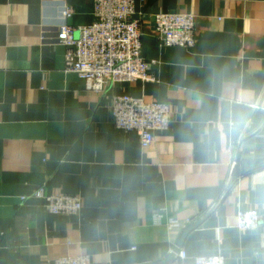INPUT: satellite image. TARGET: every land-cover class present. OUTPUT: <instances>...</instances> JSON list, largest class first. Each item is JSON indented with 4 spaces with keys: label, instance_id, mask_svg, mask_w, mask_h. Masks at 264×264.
I'll return each instance as SVG.
<instances>
[{
    "label": "crops",
    "instance_id": "crops-1",
    "mask_svg": "<svg viewBox=\"0 0 264 264\" xmlns=\"http://www.w3.org/2000/svg\"><path fill=\"white\" fill-rule=\"evenodd\" d=\"M63 6L94 20L92 0H0V264H264V0H136L153 79L103 92L65 71ZM159 12L194 14L195 45H163ZM118 94L168 105L150 146L116 127ZM41 186L82 211L48 212ZM250 208L262 223L242 230Z\"/></svg>",
    "mask_w": 264,
    "mask_h": 264
},
{
    "label": "built area",
    "instance_id": "built-area-1",
    "mask_svg": "<svg viewBox=\"0 0 264 264\" xmlns=\"http://www.w3.org/2000/svg\"><path fill=\"white\" fill-rule=\"evenodd\" d=\"M136 0H92L91 23L77 27L69 23L74 12L63 6L56 34L58 44L65 46V71L75 73L96 92H103L112 83L150 81L151 62L143 55L141 19L136 17ZM155 32L165 46L193 47L196 43L195 15L188 12H159L153 16ZM115 125L125 131H136L143 147L154 141V132L163 131L171 122L166 103L142 97L118 94L112 99ZM44 208L54 214L79 215L83 199L77 194H48L44 186L33 194ZM24 200L25 197H22ZM238 226L242 230L258 228L262 223L257 209L240 210ZM178 256L186 257L185 251ZM54 264H92L87 255H67ZM193 264H227L223 255L197 256Z\"/></svg>",
    "mask_w": 264,
    "mask_h": 264
},
{
    "label": "water",
    "instance_id": "water-1",
    "mask_svg": "<svg viewBox=\"0 0 264 264\" xmlns=\"http://www.w3.org/2000/svg\"><path fill=\"white\" fill-rule=\"evenodd\" d=\"M192 228H193V227L188 228V229L186 230V232H189L190 230H192ZM178 250H179V248L176 249V251H178Z\"/></svg>",
    "mask_w": 264,
    "mask_h": 264
}]
</instances>
